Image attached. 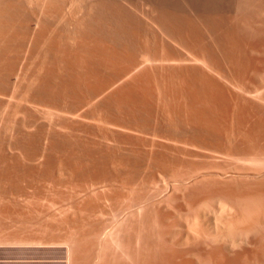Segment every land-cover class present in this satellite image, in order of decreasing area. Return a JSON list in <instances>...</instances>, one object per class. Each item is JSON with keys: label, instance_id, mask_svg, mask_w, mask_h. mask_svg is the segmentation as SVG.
Wrapping results in <instances>:
<instances>
[{"label": "rangeland", "instance_id": "obj_1", "mask_svg": "<svg viewBox=\"0 0 264 264\" xmlns=\"http://www.w3.org/2000/svg\"><path fill=\"white\" fill-rule=\"evenodd\" d=\"M103 1L99 6L101 10L98 14L94 15V13L84 11L81 13L84 17L81 14L76 15L77 17L72 15L77 21L73 20L72 16L71 19L67 17L66 22L68 21L69 24L70 20V26L73 27L72 31L68 28L70 35L63 29V25H59L60 30L54 29L56 26L53 25L55 27L50 31V38L48 37V40H51L52 37L50 42L53 44L48 43L51 47L42 43L43 41L40 43L41 39L37 41L38 59L36 57V61L39 62L35 67L37 69L31 73L37 75L38 81L35 80V85H32V87L35 86L33 87L35 90L31 87L29 96L24 92L26 91V89L24 90L25 86L29 85L26 81L28 79L24 71L20 72H23L25 76L23 73L20 74L19 82H22L19 86L23 91L20 88L18 91L19 93L23 92L21 94H25L26 98L20 100L19 112L16 116L12 115L13 108H7L6 111L5 107L1 106L4 105V101L7 103L4 98L8 99V94H4L3 91L0 93V100H2L1 98L4 100L0 105V124L7 129L9 127V130L3 128L4 131L0 132V264H87V262L88 264H118V262L119 264H170L175 255L173 257L174 246L171 245V242H167L170 237L168 234L180 230L188 220H193L204 210H208L218 198L225 200L226 197L227 201L235 204V208L238 206L237 208L244 209L245 207L248 211L247 213L251 217L247 213H243L245 210L236 208L238 214L235 212L234 216L239 219L242 213L245 215L240 218L241 222L237 225L238 228L264 224V105L258 98H255V96L264 97V93L250 91L253 96L250 97L247 96V89L245 90L246 86L250 87L251 84L254 89L253 79L256 81L258 76L255 75L264 69L262 60V58L264 59V35L259 34H264V29L258 28L262 32L254 31L258 32L255 33L258 35L256 37L251 34V36L248 35L251 38L246 37L247 34L244 35L243 32L246 38L242 37L243 35H238L241 33L240 29L243 30L240 28L242 25H238L240 22H244V16L241 17L243 21H240V14L234 12L236 10L233 6L236 3L235 0H226L229 4L224 0H215L219 2L217 5L214 0H209V2H207L208 0H201L202 2L192 0L193 6L197 4L196 8L201 7L200 9L204 7V3L206 6L208 3L215 2L214 7L217 11L214 13L211 9L214 14L208 12L211 14L209 21L207 19L210 16H206L205 19V16L202 17V13L199 11L198 13L201 15L197 13L196 16L197 11L192 8L189 9L193 10L194 16L191 14L192 11L190 13L184 11V14L181 11H174L173 0L171 1L173 10L170 8V12L167 11L168 9L165 11L166 8L163 9V7H157V9L153 5L149 6L145 0H133L134 4L130 2L131 6L127 1V6L122 5V3H126L125 0H121V4L120 0H112L113 2L108 0L111 1L110 3L106 0V5L102 4ZM158 1L161 3L162 0ZM184 1H182L183 5L186 3L189 7L190 2ZM222 1L225 2L224 7L226 4L227 7H222ZM114 2L117 4L114 5ZM112 3L114 10L110 9ZM164 3L166 4V0ZM230 3L232 4L230 5ZM107 5H109V9L106 7ZM118 5L125 7L126 11L129 10L128 13H131L132 20H135L134 22L139 26L134 22L130 25L129 23L124 24L131 17L126 12L124 13L126 16L124 14L121 16L124 8L121 6L123 9L121 11ZM146 6L151 7L152 11L159 10L161 12L163 10V13H168V16H166L167 14L163 15L162 12L159 13V11L157 13L153 11L156 13L154 15L151 11L146 12L150 9ZM126 7H132L131 10L134 11L130 12L131 10H127ZM216 7H222L221 9L224 8V11L221 12ZM48 8L52 10L50 5ZM104 8L109 10V14L106 13L108 10H104ZM115 8L120 9L121 13ZM227 8L230 10L227 11ZM110 10L111 13L116 11L118 14L114 13V15L121 21L113 17L114 22H118L112 25L109 21L114 15L110 13ZM206 11H203L204 15L208 14ZM187 13L189 15L186 17ZM148 14H152L150 16H153V19H156L154 16L158 18L160 15L159 22L163 17L169 19L170 22L167 20L166 27L168 28V25L171 24L172 26H170L175 29L171 28V31L170 27L164 28L166 30V34H164L162 25L166 23H164L166 20L163 18L162 24L157 26L159 24L156 23L157 19L156 21L152 20ZM120 16L124 19L129 18L123 21L124 19ZM170 16L171 18L174 16V20L169 18ZM103 18L107 21H104ZM201 18L202 20H200ZM80 19L81 23H79ZM115 19L117 20L115 21ZM148 19L151 20L148 21ZM146 21L150 24L155 21V24L152 23L154 30H150L155 31L154 34L158 33L154 36L156 39L149 30L152 24L148 27ZM204 21L208 22V28ZM215 21L217 22L215 23ZM71 23L79 28L72 26ZM141 23L143 27L146 26V32H143L144 28ZM174 24H177V27ZM195 24L199 27L196 28ZM210 24L212 28L209 26ZM233 25L238 26V33L237 28ZM163 26L165 27V25ZM74 28L84 29L82 33L80 31V36L83 35L82 38L77 34L79 31L73 32ZM58 30L64 33L63 36L66 33L73 37L72 33H74L76 35H73L77 39L73 37L71 39L73 42H70V38L65 35L71 44H63L65 37L61 36L60 38L63 37L61 41ZM168 30L173 36H182L183 40L179 37L169 36ZM175 31L178 32L174 33ZM254 32L251 33L254 34ZM148 33L149 38L146 36ZM168 36L174 40L169 39ZM187 36H191V40ZM252 36L255 38L252 39ZM150 37L152 40L154 38V42ZM175 40H182L180 42L183 45ZM246 42L249 43L248 46ZM39 45L43 47L40 46V49ZM244 45L247 46V49ZM46 46L52 48L50 52ZM44 47L48 49L45 48L49 53L54 50V54L56 51L55 54H59L57 57L67 63H64L65 65H71L73 62L72 68L63 65L59 59L53 60L49 56L53 54H49L47 56L50 58L46 59L52 60L51 64L62 63L63 67L61 65H58L59 68L55 65L50 66L47 64L50 61L46 60V66L39 67L41 70L38 69L40 61L44 63L43 57H46L42 54L45 52ZM185 48L192 51L184 52ZM193 50L205 53L206 56L209 55L212 60L216 61L213 64L217 67L213 65V70V68L210 69L195 62L191 59V55L195 53ZM203 50L205 51L203 52ZM57 51L62 52V55ZM147 51L149 54L145 58L144 53ZM164 52L169 54H164ZM163 54L167 57H164ZM172 54L185 57H170ZM64 55L66 56L64 57ZM53 57L56 58V56ZM74 60L75 64L81 63L83 60L86 67L83 66V63L84 68L80 66L81 64L76 67ZM86 64L90 67H87ZM43 67L46 70L42 71ZM262 70L261 72L264 71ZM206 74H208L206 76L208 78L205 77ZM21 76H24V82ZM4 85L5 89L11 90L12 86L10 87L6 83ZM243 87H245L244 90ZM31 91L32 93L34 91V96L31 95ZM229 91L230 93H228ZM9 125L14 128L11 129ZM208 165H211L210 168L207 167ZM219 165L222 170L225 167V171L239 170L241 173L235 172L242 180H239L238 176H233V178L231 176V179L228 177L223 181L224 183L222 180L220 182L216 176V172H219L218 169H220ZM214 166L218 168H216L218 171L214 169ZM198 168L202 170V174L199 173L200 170L198 172ZM205 169H212L216 172L205 171ZM193 172H198V175ZM250 172L261 173L257 175L258 177L249 179L244 177V173ZM189 174L197 176L191 177L190 179L193 180L188 184L185 183V186L181 182V185H178V181L185 180V178L188 180ZM211 174H215L217 178ZM229 174H233V172H229ZM197 178L199 181H196ZM168 180L169 182L166 183ZM174 180L177 181L176 185L179 187H171L170 183ZM164 183L170 186L166 187L165 185L167 190L164 188ZM241 211L243 212L241 213ZM243 217L247 222L243 220L242 223ZM263 233L262 235H264ZM259 235L250 238V246H245L248 253L246 251L243 254L245 249L240 250L242 255L237 257L238 259L236 258L234 262L232 261V264H237V262L238 264H264V258H262L264 240H261L264 236L260 237ZM197 242L191 243L193 247L191 244L185 247L187 250L190 248L193 251L196 250V253L197 251L200 253H193L196 255L190 257L192 262L194 261L195 264H220L221 254L218 250L220 244L214 243L206 233H202L201 239ZM170 246L173 247L170 248ZM77 252L82 255L80 256ZM86 253L90 255L86 257ZM75 254L76 256H74ZM102 254L105 256L103 257ZM78 257L80 260L83 257L82 262ZM222 260L224 259L222 258ZM222 262L221 264H224L226 261Z\"/></svg>", "mask_w": 264, "mask_h": 264}, {"label": "bare ground", "instance_id": "obj_2", "mask_svg": "<svg viewBox=\"0 0 264 264\" xmlns=\"http://www.w3.org/2000/svg\"><path fill=\"white\" fill-rule=\"evenodd\" d=\"M103 0H0V93L3 91L4 92V94H8L7 95V97H8V99H5L4 98V100H7V103L3 100V98H1L4 102H3V104L5 105V103H6V105L4 106V105H1L2 104V100H0L1 101V103H0V105L1 106H3V108L4 109H6V111L8 110V109H10V107L11 108H13V112H12V115L13 116H16L17 114H18V112H19V110H18V104H19V102H20V100L22 99V98H26V96H25V94H29V96H30V90H32V89H34L33 87H35V86H33L32 87V85H35V83H36V81H38V77H37V79H36V76L37 75H35V73H31L32 71L34 72V69H35V67H36V65H37V62H39V61H36L37 59H38V55H37V52H36V48L38 47L37 45H38V40H40V43L42 42V43H44L45 45H47L48 43H51V44H53L52 42H50V41H52V37H51V40H48L50 37V31H51V29L53 30V28L56 26V27H58V28H54V29H59V25H63L62 27H63V29L65 30V31H67V33L69 32V29L72 31V28H71V26H70V20H69V24H68V21L66 22V19H67V17H69L68 19H71L70 17L72 16V15H80L81 13H83L84 11H87V12H89V13H94V15H95V13L96 14H98V12H99V10H101V9H99V6L101 5V2H102ZM106 0H104L103 1V3L102 4H105L106 2H105ZM108 1V0H107ZM112 1V0H111ZM110 1V2H111ZM114 1V0H113ZM112 1V2H113ZM119 1V0H118ZM118 1H116V2H118ZM128 2L129 3V5L131 4L130 2H132L133 4H134V2H133V0H125L124 2ZM135 1V0H134ZM147 3H149V4H147V5H153V7L154 8H157V7H163V9L164 8H166V9H164L165 11L167 10V11H169L170 12V8L172 9L173 7L171 6V4H173V3H171V1L172 0H166V4L164 3V0H162L163 1V3H162V1H161V3H160V1H158V0H145ZM174 1V11H181V13H185V12H188V13H190V11H192L191 12V14L193 13V10H195V11H197L196 12V16L198 15V14H200V13H202V17L203 16H205L204 18L206 19V16L208 17V16H210L211 14L210 13H208L209 11L211 12V9H213V11H214V13H215V11H217L216 9H215V7H214V3L217 5L219 2L218 1H215L213 4H212V2L208 5H206L205 6V3L203 4V6L204 7H202V9H200L201 7V5L200 4H198V5H200L199 7L200 8H196V6H197V2H199V1H197V0H195V1H197L195 4V6H193V4H192V0L190 1V0H188L190 3H189V5L191 6L192 5V7H188L187 6V4L186 3H184V5H183V3H182V1H175V0H173ZM194 1V2H195ZM201 1V0H200ZM203 1H205V0H203ZM207 1V0H206ZM211 1V0H210ZM225 2H226V0H224ZM230 1V0H229ZM234 1V0H233ZM109 2V1H108ZM109 2V3H110ZM120 2V4L122 3V1L120 0L119 1ZM127 2L126 3H122V5H124L125 4V6H127L126 4H127ZM184 2H186V0L184 1ZM202 2V1H201ZM207 2H209V0L207 1ZM206 2V3H207ZM218 2V3H217ZM221 2V1H220ZM225 2H223L222 1V3H223V6L222 7H224V3ZM232 2V1H231ZM234 2H236L233 6H234V8L236 9L234 12H237L236 14H240V16L239 15H237V16H239L240 18L241 17H243L244 16V18H243V20H244V22L242 23V22H240V24L238 25V26H243V24H244V27H240V28H243V30L242 29H240V32L242 33H245L244 35H246V37L249 35V36H251V35H255V37H256V35L257 34H255V33H258V32H254V31H256V30H260V29H258V28H263L264 29V0H235ZM234 2H232V3H234ZM115 3V2H114ZM145 3V2H144ZM227 3V2H226ZM232 3H230V5L232 4ZM107 4V3H106ZM105 4V5H106ZM117 3H115L114 5H116ZM132 4V5H133ZM185 4H186V6H185ZM221 4V3H220ZM227 4H229V3H227ZM227 4H226V6L225 7H227ZM49 5L51 6V8H52V10L50 9V8H48L49 7ZM113 3H112V7L110 6V9L111 8H113ZM122 5H118V7L120 6V9H121V11L123 10L122 8H124V11H122L123 13H121V12H119L120 11V9H118V12L119 13H121V16H122V14H124L125 12L126 13H128V9H130L131 10V8L130 7H126L127 8V10L128 11H126V9H125V7H123ZM128 5V6H129ZM145 5V4H144ZM215 5V6H216ZM121 6H122V8H121ZM131 6V5H130ZM149 6H146V7H149ZM219 6H221V5H219ZM106 7H108V9H109V5H107ZM222 7H220V8H217L218 10H221V12H222V10L225 8H223V9H221ZM54 8V9H53ZM101 8H102V6H101ZM150 8V9H149ZM148 9L149 10H147L146 12H148V11H151L152 12V14L154 15V14H156L157 13V11H159V10H153V11H155L156 13H154L152 10H151V7H149ZM161 8H159V9H161ZM192 8L193 10H190V9ZM206 8V9H205ZM229 8L231 9V10H233L230 6H229ZM229 8H227V11L228 10H230ZM50 9V10H49ZM108 10L107 8H104V10ZM116 9V8H115ZM116 9V10H117ZM153 9V8H152ZM158 9V8H157ZM172 9V10H173ZM210 9V10H209ZM215 9V10H214ZM112 10H114V8L112 9ZM207 10V11H206ZM132 11H134L133 9L130 11V12H132ZM173 11V12H174ZM176 11V12H177ZM185 11V12H184ZM198 11L200 12V13H198ZM203 11H206L208 14L207 15H204L203 13ZM224 11V10H223ZM102 12H104V11H102ZM108 12V13H107ZM162 12V14L164 15V14H167L166 16H168V13H166V12H164L163 13V10L161 11ZM160 11H159V13H161ZM205 12V13H206ZM219 12V11H218ZM233 12V13H234ZM89 13L87 14V15H89ZM106 13L107 14H109V10L108 11H106ZM110 13H111V10H110ZM112 13H113V11H112ZM111 13V14H112ZM114 13L116 14L117 12L116 11H114ZM114 13H113V15H114ZM158 13V14H159ZM186 14V17H187V15H189V14ZM198 13V14H197ZM211 13H213V12H211ZM213 13V14H214ZM91 14V15H92ZM118 14V13H117ZM133 14V13H132ZM152 14H150V15H152ZM157 14V15H158ZM173 14V13H172ZM190 14V15H191ZM194 14V13H193ZM192 14V15H193ZM229 14V13H228ZM232 14V13H231ZM235 14V15H236ZM67 15H70V16H67ZM81 15H83V14H81ZM87 15H85V17H87ZM99 15H100V13H99ZM120 15V14H119ZM125 15V14H124ZM129 17H131L130 15H131V13H128L127 14ZM149 15V14H148ZM149 15V18H152L151 16ZM163 15H161L162 17H163ZM170 15V14H169ZM176 15H178V14H176ZM179 15H181V14H179ZM191 15V16H192ZM223 15V14H222ZM225 15V14H224ZM242 15V16H241ZM74 16V17H75ZM101 16V15H100ZM107 17H108V15H106ZM105 16V17H106ZM110 16V15H109ZM116 15H114V16H110L112 19H111V21H109V19H108V21L113 25V24H115V23H117L118 21H116L117 19H115V21L116 22H114V18L113 17H115ZM120 16V17H121ZM126 16V15H125ZM124 16V17H125ZM134 16V15H133ZM159 17L158 18H160V15H158ZM194 16V15H193ZM200 16V17H201ZM77 17V16H76ZM83 17H84V15H83ZM91 17H93V16H91ZM95 17V16H94ZM97 17V16H96ZM102 17H104L103 16V14H102ZM106 17V18H107ZM129 17H127V18H129ZM148 17V16H147ZM154 17H156V19H157V21L159 20L158 18H157V16H154ZM239 17H237L238 18V20H239ZM99 18V17H98ZM115 18H118V17H115ZM122 18V17H121ZM127 18H125V19H127ZM164 19H165V17H163ZM163 18H161L160 19V22L158 21H156V19H153L152 18V20H155L156 21V23H159V24H157V26L158 25H161L162 24V22H163ZM168 18V17H167ZM169 18H171V16L169 17ZM174 18V16L171 18L172 20H174L173 19ZM181 18V17H180ZM188 18H189V16H188ZM195 18H197V17H195ZM210 18H211V16L207 19L208 21L210 20ZM213 18V17H212ZM219 18V17H218ZM224 18V17H223ZM231 18V17H230ZM230 18H229V20H230ZM234 18V17H233ZM72 19L73 20H75V18H73V16H72ZM77 19V18H76ZM100 19V18H99ZM104 19V18H103ZM122 19H124V18H122ZM125 19L123 20V21H125ZM133 18L131 17V19H127L125 22H124V24L126 23V24H128L129 23V25H130V23H133L134 21L132 20ZM179 19V18H178ZM187 19V18H186ZM205 19H203V20H205ZM72 20V21H73ZM84 20V19H83ZM92 20V19H91ZM96 20V18L94 19V21ZM106 19H104V21H105ZM118 20H120V18H118ZM131 20H132V22H131ZM151 20V19H150ZM149 19H148V21H150ZM166 21H164V23L165 24H163V25H165V27L162 25V30H164V28L166 29L167 27V20L169 21V19H165ZM193 20V19H192ZM197 20V19H196ZM195 20V21H196ZM200 20H202V18L200 19ZM206 20V21H207ZM237 20V21H238ZM242 20V18L240 19V21H243ZM52 21V22H51ZM71 21V22H72ZM75 21H77V20H75ZM75 21H73V22H75ZM78 21H79V19H78ZM81 19H80V22L79 23H81ZM87 21V20H86ZM93 21V22H94ZM107 21V20H106ZM112 21H113V23H112ZM121 21V20H120ZM130 21V22H129ZM155 21L153 22H151V24L153 23V24H155ZM179 21V20H178ZM185 21V20H184ZM184 21H182L183 23H184ZM206 21H204L205 23V25H207L208 24V22H206ZM237 21H236V23H237ZM72 22V23H73ZM90 22V21H89ZM88 22V23H89ZM92 22V23H93ZM98 22H99V20H98ZM97 22V23H98ZM147 22V21H146ZM170 22V21H169ZM174 23H176L175 21H173ZM200 22H202V21H200ZM214 22V21H213ZM217 21H215V23H216ZM225 22V21H224ZM230 22V21H229ZM233 22V21H232ZM67 23V24H66ZM72 23H71V25H72ZM92 23H91V25H92ZM101 23V22H100ZM134 23H136V22H134ZM133 23V24H134ZM148 24V27H150L149 25H151L149 22H147ZM203 23V22H202ZM210 23H211V21H210ZM220 23V22H219ZM239 23V22H238ZM242 23V24H241ZM82 24H83V22H82ZM81 24V25H82ZM102 24V23H101ZM146 24V23H145ZM152 24V26H151V28H149V30L151 29V30H154V29H152V27L154 28V25ZM178 24H180V23H178ZM200 24V23H199ZM218 24V23H217ZM221 24V23H220ZM228 24V23H227ZM232 24V23H231ZM53 25H55V26H53ZM78 25V24H77ZM84 25V24H83ZM97 25V24H96ZM136 25H138L137 23H136ZM171 24H169L168 25V28L170 27V29L169 30H171L172 31V29H175V28H172L171 26H170ZM175 25V24H174ZM173 25V26H174ZM188 25V24H187ZM67 26H69V27H67ZM72 26H75V24L74 25H72ZM139 26V25H138ZM141 26H142V23H141ZM176 27H177V24L175 25ZM174 26V27H175ZM189 26V25H188ZM195 26H196V24H195ZM210 27H211V24L209 25ZM217 26V25H216ZM231 26V25H230ZM235 28H237V33H238V26L237 25H233ZM237 26V27H236ZM77 29L79 28V27H77V26H75ZM81 27V26H80ZM91 27V26H90ZM102 27V26H101ZM143 27V26H142ZM141 27V28H142ZM147 27V28H148ZM160 27V26H159ZM158 27V28H159ZM186 27V26H185ZM197 27H199V25L198 26H196V28ZM201 27H203V26H201ZM209 27V28H210ZM214 27V26H213ZM225 27V26H224ZM61 28V27H60ZM69 28V29H68ZM82 28H85V27H82ZM98 28V27H97ZM137 28V27H136ZM144 28V31L143 32H146V30L147 29H145L146 28V26H144L143 27ZM143 28H142V30H143ZM161 28V27H160ZM167 28V29H168ZM172 28V29H171ZM182 28V27H181ZM206 28H208V25H207V27ZM212 28V27H211ZM216 28V27H215ZM62 29V28H61ZM75 29V28H74ZM77 29H75L73 32H78L79 31V33H77V34H79V36H80V31H81V33H82V31L84 30H77ZM157 29V28H156ZM155 29V30H156ZM227 29V28H226ZM60 30V29H59ZM58 30V31H59ZM63 30V31H64ZM77 30V31H76ZM96 30V29H95ZM94 30V31H95ZM138 30V29H137ZM140 30V29H139ZM150 30V31H151ZM161 30V31H162ZM168 30V31H169ZM177 30V29H176ZM193 30V29H192ZM201 30V29H200ZM207 30V29H206ZM235 30V29H234ZM141 31V30H140ZM167 31V32H168ZM174 31V30H173ZM179 31V30H178ZM178 31H175L174 33H176V32H178ZM195 31V30H194ZM210 31V30H209ZM212 31H213V29H212ZM219 31V30H218ZM217 31V32H218ZM249 31H251L252 33L254 32V34H252L251 32H249ZM261 31V30H260ZM53 32V31H52ZM51 32V33H52ZM60 32V34H62V35H60V34H58L59 35V38L61 37V36H63V32L62 31H59ZM100 32V31H99ZM152 32V31H151ZM154 32L155 31H153L152 33L154 34ZM157 32V31H156ZM188 32V31H187ZM202 32V31H201ZM211 32V31H210ZM236 32V31H235ZM262 32V31H261ZM54 33H55V31H54ZM53 33V34H54ZM72 33V32H71ZM152 33H150L151 35H152ZM159 33H160V31H159ZM183 33V32H182ZM185 33V32H184ZM195 33V32H194ZM200 33V32H199ZM205 33H207V32H205ZM213 33V32H212ZM226 33V32H225ZM233 33V32H232ZM236 33V34H237ZM241 33H238V35H243V33L241 34ZM52 34V35H53ZM57 34V33H56ZM69 35H70V32L68 33ZM74 33H72V36L73 37H75L74 35H76V34H74ZM156 34V33H155ZM152 35L153 37L154 36H156V35ZM161 34V33H160ZM160 34H159V36H160ZM164 34H166V30H164ZM168 34V33H167ZM230 34V33H229ZM251 34V35H250ZM260 35H264V34H261V33H259ZM65 35H66V33H65ZM65 35L63 36V37H65ZM147 35H149V33L148 34H146V36ZM174 35H176V34H174ZM185 35V34H184ZM198 35V34H197ZM202 35H204L203 33H202ZM207 35V34H206ZM210 35V34H209ZM214 35H215V33H214ZM219 35V34H218ZM221 35V34H220ZM242 36V37H245V36ZM54 36H55V34H54ZM53 36V37H54ZM67 37H69L70 38V42H73V40H71L73 37H71V36H68V35H66ZM151 36V37H152ZM158 36V37H159ZM165 36V35H164ZM167 36V35H166ZM169 36H173V34H171V32L169 31ZM169 36H168V38H169ZM177 36H178V33H177ZM208 36V35H207ZM206 36V37H207ZM248 36V37H249ZM258 36V35H257ZM49 37V38H48ZM62 37V38H63ZM81 37V36H80ZM82 37H83V35H82ZM81 37V38H82ZM89 37V36H88ZM148 37V36H147ZM146 37V38H147ZM151 37H150V39H151ZM163 37V36H162ZM173 37H175V38H178V37H176V36H173ZM187 37H189V36H187ZM191 37V36H190ZM190 37H189V39H190ZM210 37V36H209ZM209 37H207V38H209ZM217 37V36H216ZM224 37H225V35H224ZM237 37V36H236ZM245 37V38H246ZM253 37L254 36H252V39H253ZM254 37V38H255ZM261 37V36H260ZM62 38H60V40L62 41ZM69 38L67 39L66 37L65 38H63L64 39V42H66L67 40L69 41ZM76 38V37H75ZM74 38V39H75ZM113 38V37H112ZM149 38V37H148ZM147 38V39H148ZM155 38V37H154ZM154 38H153V40H154ZM160 38V37H159ZM167 38V39H168ZM180 39H182V36L181 37H179ZM202 38V37H201ZM212 38V37H211ZM233 38V37H232ZM249 38H251V37H249ZM248 38V39H249ZM44 39V40H43ZM66 39V40H65ZM77 39V38H76ZM84 39V38H83ZM114 39V38H113ZM156 39V38H155ZM163 39V38H162ZM166 39V40H167ZM169 39H171V40H174L172 37L171 38H169ZM198 39V38H197ZM259 39V38H258ZM263 39V38H262ZM261 39V40H262ZM149 40V39H148ZM152 40V39H151ZM152 40V41H153ZM159 40V39H158ZM177 40V39H176ZM175 40V42H180V41H182V40H178V41H176ZM191 40V39H190ZM203 40H205L204 38H203ZM214 40V39H213ZM212 40V41H213ZM230 40V39H229ZM49 41V42H48ZM59 41V40H58ZM66 42V43H64L63 42V44H67V43H70V42ZM75 41V40H74ZM84 41V40H83ZM157 41V40H156ZM155 41V42H156ZM189 41V40H188ZM224 41V40H223ZM222 41V42H223ZM236 41H238V40H236ZM236 41H234V43L236 42ZM248 41H250V39L248 40ZM257 41V40H256ZM259 41V40H258ZM55 42H56V39H55ZM60 42V41H59ZM76 42V41H75ZM151 42V41H150ZM154 42V41H153ZM167 42V41H166ZM187 42V41H186ZM196 42V41H195ZM200 42V41H199ZM202 42V41H201ZM217 42V41H216ZM221 42V41H220ZM227 42V41H226ZM233 42V41H232ZM231 42V43H232ZM239 42V41H238ZM262 42H263V40H262ZM62 43V42H61ZM157 43V42H156ZM163 43V42H162ZM184 43V42H183ZM237 43V42H236ZM252 43V42H251ZM258 43V42H257ZM58 44V43H57ZM62 44V45H63ZM71 44V43H70ZM151 44V43H150ZM168 44V43H167ZM180 45H183L182 44V42H180L179 43ZM216 44V43H215ZM247 44H249V43H247L246 42V45ZM43 45V44H42ZM42 45H39V48H40V46H42ZM49 45V44H48ZM56 45V44H55ZM60 45V44H59ZM75 45V44H74ZM170 45V44H169ZM168 45V46H169ZM172 45V44H171ZM190 45V44H189ZM198 45V44H197ZM196 45V46H197ZM205 45H206V43H205ZM225 45H226V43H225ZM231 45V44H230ZM260 45V44H259ZM258 45V46H259ZM50 46V45H49ZM53 46V45H52ZM156 46V45H155ZM160 46H161V44H160ZM159 46V47H160ZM163 46H164V44H163ZM163 46H162V49H163ZM179 46V45H178ZM185 46H186V44H185ZM217 47H219L218 45H216ZM233 46V45H232ZM240 46V45H239ZM245 46V45H244ZM248 46V45H247ZM247 46H245V48L247 47ZM255 46V45H254ZM43 47V46H42ZM47 47V46H46ZM46 47H44V50H45V48ZM51 47V46H50ZM50 47H47V48H49V52H50V50L52 49H50ZM172 47V46H171ZM181 47V46H180ZM179 47V48H180ZM184 47V46H183ZM191 47V46H190ZM194 47H195V45H194ZM202 47V46H201ZM215 47V46H214ZM39 48H38V50H39ZM46 48V49H47ZM155 48V47H154ZM167 48V47H166ZM188 48V47H187ZM193 48V47H192ZM191 48V49H192ZM211 48V47H210ZM209 48V49H210ZM213 48V47H212ZM228 48V47H227ZM242 48H243V46H242ZM241 48V49H242ZM258 48V47H257ZM263 48V47H262ZM262 48H259V49H262ZM41 49V48H40ZM43 49V48H42ZM87 49V48H86ZM85 49V50H86ZM94 49V48H93ZM169 49V48H168ZM172 49H174V48H172ZM182 49H184V48H182ZM195 49V48H194ZM235 49V48H234ZM233 49V50H234ZM247 49V48H246ZM245 49V50H246ZM48 50V49H47ZM47 50H45V52H42V54H44L46 57H43L45 60H43L44 61V63L42 62V61H40V63H39V65L40 66H38V69H40L39 67H41V66H46V58L48 57L47 55H49V54H53V52H54V50H53V52L51 51V53H49V52H47ZM81 50V49H80ZM83 50V49H82ZM81 50V51H82ZM97 50V49H96ZM154 50V49H153ZM170 50V49H169ZM175 50V49H174ZM188 50V49H187ZM186 50V48H185V51L184 52H186L187 51ZM190 50V49H189ZM188 50V51H189ZM206 50V49H205ZM205 50H203V52L205 51ZM220 50V49H219ZM218 50V51H219ZM232 50V51H233ZM253 50V49H252ZM40 51V50H39ZM43 51V50H42ZM90 51V50H89ZM94 51V50H93ZM155 51V50H154ZM172 51V50H171ZM190 51H192V50H190ZM189 51V52H190ZM195 53H193L192 55H191V59H193L195 62H197V63H200V65H204V66H206L207 68L209 67L210 69L211 68H213L214 66L213 65H215V64H213V63H215L216 61L214 60H212V58L208 55V52H207V55L209 56H206L205 55V53H199L197 50H193ZM197 51V52H196ZM199 51H200V49H199ZM244 51V50H243ZM258 51V50H257ZM262 51V50H261ZM57 52H59L60 53V51H57ZM157 52H158V50H157ZM163 52V51H162ZM170 54H171V52L170 51H168ZM168 52H164V54L166 53H168ZM175 52V51H174ZM188 52V53H189ZM201 52H202V49H201ZM220 52V51H219ZM231 52V51H230ZM238 52V51H237ZM236 52V53H237ZM55 53H56V51H55ZM54 53V54H55ZM62 53V52H61ZM60 53V55H62ZM84 53V52H83ZM168 53V54H169ZM217 53V52H216ZM240 53V52H239ZM248 53V52H247ZM246 53V54H247ZM250 53V52H249ZM255 53V52H254ZM257 53V52H256ZM263 53V52H262ZM24 54H26L25 56H24ZM40 54V53H39ZM49 55L50 57H52L53 58V60L55 59H59L58 57H57V55H59V54H55V55ZM86 54V53H85ZM92 54V53H91ZM148 51L147 52H145L144 53V57L146 58V56H148ZM163 54V55H164ZM174 54V53H173ZM170 55V57L171 56H175V58H177L176 56H178V55ZM176 54H178V53H176ZM184 54H186V53H184ZM232 54V53H231ZM242 54V53H241ZM252 54V53H251ZM41 55V54H40ZM79 55V54H78ZM98 55V54H97ZM181 55V54H180ZM230 55V54H229ZM234 55V54H233ZM244 55V54H243ZM256 55V54H255ZM53 56H56V58L55 57H53ZM66 55H64V57H65ZM75 56V55H74ZM84 56V55H83ZM82 56V57H83ZM182 56V55H181ZM226 56H227V53H226ZM230 56H232V55H230ZM249 56V55H248ZM254 56V55H253ZM252 56V57H253ZM257 56V55H256ZM36 57H37V59H36ZM42 57V56H41ZM40 57V58H41ZM50 57H48V58H50ZM78 57V56H77ZM92 57V56H91ZM164 57H167V56H165L164 55ZM169 57V58H170ZM178 57H180V56H178ZM182 57H185L184 55L182 56ZM182 57H180V58H182ZM236 57H238L237 55H236ZM249 57H251V56H249ZM255 57V56H254ZM253 57V58H254ZM260 57V56H259ZM42 58V59H43ZM62 58V57H61ZM71 58H73V57H71ZM70 58V59H71ZM90 58V57H89ZM93 58V57H92ZM174 58V57H173ZM41 59V60H42ZM68 59V58H67ZM76 59V58H75ZM82 59V58H81ZM80 59V60H81ZM96 59V58H95ZM98 59V58H97ZM188 59V61H190V59L189 58H187ZM249 59V58H248ZM49 60V59H48ZM47 60V61H48ZM56 60V61H57ZM60 60V59H59ZM62 60V59H61ZM60 60V62H62ZM65 60V59H64ZM84 60V59H83ZM83 60L81 61V63L80 62H76L77 64H75V60H74V65L76 66V65H80V66H82L84 63H83ZM86 60H87V58H86ZM89 60V59H88ZM92 60V59H91ZM166 60H167V58H166ZM222 60V59H221ZM233 60V59H232ZM238 60V59H237ZM240 60H241V58H240ZM262 60H263V62H264V59L262 58ZM50 61V60H49ZM93 61H95V60H93ZM169 61V60H168ZM176 61V60H175ZM257 61V60H256ZM255 61V62H256ZM261 61V60H260ZM51 62H52V60L50 61V62H48L47 64L48 65H55V64H51ZM59 62V61H58ZM59 62V63H60ZM69 62V61H68ZM145 62V61H144ZM194 62V63H195ZM221 62V61H220ZM227 62V61H226ZM253 62V61H252ZM42 63V64H41ZM53 63H55V62H53ZM63 63V65H65V64H67V63H65L64 61L62 62ZM61 63V64H62ZM65 63V64H64ZM70 63V62H69ZM72 64H73V62H71ZM70 63V64H71ZM83 63V64H82ZM90 63H91V61H90ZM90 63H88L89 65H91ZM98 63V62H97ZM146 63V62H145ZM257 63H258V61H257ZM256 63V64H257ZM58 64V63H57ZM61 64H58V65H61ZM72 64L71 65H65L66 67L67 66H72ZM88 64H86L87 65V67L89 66ZM100 64V63H99ZM107 64V63H106ZM223 64V63H222ZM226 64V63H225ZM229 64V63H228ZM237 64V63H236ZM250 64V63H249ZM255 64V63H254ZM258 64H260V63H258ZM48 65H47V69L49 68L48 67ZM58 65H55V66H58ZM63 65H61L62 67H63ZM93 65V64H92ZM91 65V66H92ZM183 65V64H182ZM199 65V64H198ZM199 65V66H200ZM217 65H219V64H217ZM233 65H234V61H233ZM242 65V64H241ZM263 65V64H262ZM60 66V67H61ZM74 66V67H75ZM83 66H85V64L83 65ZM82 66V68H84ZM106 66H108V65H106ZM139 66V65H138ZM177 66V65H176ZM186 66V65H185ZM188 66H190V65H188ZM192 66V65H191ZM198 66V67H199ZM204 66H202V68H204ZM227 66V65H226ZM239 66V65H238ZM237 66V67H238ZM243 66V65H242ZM247 66H248V63H247ZM43 67V69H42V71H44V70H46V68H44ZM61 67V68H62ZM77 67V66H76ZM86 67V66H85ZM90 67V66H89ZM96 67V66H95ZM104 67V66H103ZM175 67V66H174ZM182 67V66H181ZM215 67H217L216 65H215ZM219 67V66H218ZM230 67V66H229ZM236 67V66H235ZM253 67V66H252ZM252 67H250V68H252ZM256 67H257V65H256ZM259 67V66H258ZM261 67H263V66H261ZM52 68H55V67H52ZM57 68H59V66L57 67ZM61 68H60V70H61ZM69 68V67H68ZM72 68V67H71ZM80 68V67H79ZM201 68V69H202ZM206 68V69H207ZM230 68H232V66L230 67ZM234 68V67H233ZM249 68V69H250ZM37 69V68H36ZM35 69V70H36ZM63 69V68H62ZM75 69H77V68H75ZM81 69V68H80ZM88 69V68H87ZM102 69V68H101ZM193 69V68H192ZM217 69V68H216ZM236 69V68H235ZM242 69H245V68H242ZM241 69V70H242ZM257 69V68H256ZM256 69H255V72H256ZM41 70V69H40ZM52 70H55V69H52ZM73 70V69H72ZM78 70V69H77ZM82 70V69H81ZM85 70V69H84ZM180 70V69H179ZM189 70V69H188ZM213 70H214V68H213ZM218 70H219V68H218ZM238 70V69H237ZM247 70V69H246ZM262 70V69H261ZM261 70L259 71L260 73H258L257 75H255V76H258V78H256V81H255V79H253L254 80V83H255V87H254V89H252V85L253 84H251L250 85V87H247V86H249V85H245L246 86V88L245 87H243V90H244V88H245V90L247 89V96H250V97H253L252 95H251V92L250 91H261V92H263L264 93V69L262 70L263 72H261ZM21 71H24V73L26 74V78L28 79V80H26L28 83H29V85H27V83H26V81H25V83H26V85L27 86H25V84H24V86L26 87V88H24V90L26 89V91H24V92H26L24 95L23 94H21V93H23V92H21V93H19V91H18V88H20V86L19 85H21L20 84V82H22V81H20L19 82V78H20V74H22V73H20ZM50 71V70H49ZM83 71V70H82ZM199 71V70H198ZM202 71V70H201ZM234 71V70H233ZM239 71V70H238ZM245 71V70H244ZM36 72V71H35ZM189 72V71H188ZM236 72V71H235ZM241 72V71H240ZM253 72V71H252ZM24 73H23V75H24ZM48 73H50V72H48ZM206 73V72H205ZM249 73V72H248ZM37 74H38V72H37ZM47 74V73H46ZM193 74V73H192ZM202 74V73H201ZM214 74V73H213ZM223 74V73H222ZM225 74V73H224ZM235 74V73H234ZM245 74H247V73H245ZM256 74V73H255ZM39 75V74H38ZM48 76H49V74H47ZM208 74H206L205 75V77L207 76ZM228 75V74H227ZM236 75V74H235ZM25 76V75H24ZM24 76H21V78L23 77V82H24ZM47 76V77H48ZM193 76V75H192ZM201 76V75H200ZM232 76V75H231ZM214 77V76H213ZM224 77V76H223ZM241 77H242V79H243V76L241 75ZM196 78V77H195ZM206 78H208V77H206ZM225 78V77H224ZM245 78V77H244ZM247 78H249V77H247ZM200 79V78H199ZM204 79V78H203ZM216 79V78H215ZM231 79V78H230ZM232 79H234V78H232ZM231 79V80H232ZM36 80V81H35ZM47 80V79H46ZM45 80V81H46ZM220 80V79H219ZM240 80V79H239ZM246 80V79H245ZM244 80V81H245ZM196 81V80H195ZM222 81V80H221ZM249 81H251L250 79H249ZM217 83H219L218 81H216ZM247 82H248V80H247ZM4 83H6L8 86H12V88H11V90H8V89H5L7 86L6 85H4ZM192 83H194V82H192ZM196 83V82H195ZM200 83V82H199ZM202 83V82H201ZM213 83V82H212ZM233 83H234V81H233ZM253 83V82H252ZM6 86L5 88H4V86ZM11 84V85H10ZM204 84V83H203ZM237 84H239V83H237ZM243 84V83H242ZM246 84V83H245ZM37 85V84H36ZM194 85V84H193ZM199 85V84H198ZM211 85V84H210ZM216 85V84H215ZM222 85V84H221ZM234 85H236V84H234ZM244 85V84H243ZM23 85H22V87H24ZM200 86V85H199ZM207 86V85H206ZM225 86H227L226 84H225ZM240 86V85H239ZM242 86V85H241ZM31 87H32V89H31ZM203 87H205V86H203ZM214 87V86H213ZM212 87V88H213ZM222 87V86H221ZM220 87V88H221ZM219 88V89H220ZM229 88V87H228ZM242 88V87H241ZM248 88H249V90H248ZM22 91H23V89L22 88H20ZM203 89V88H202ZM206 89V88H205ZM209 89H211V88H209ZM214 89V88H213ZM212 89V90H213ZM217 89V88H216ZM251 89V90H250ZM35 90V89H34ZM215 90V89H214ZM223 90V89H222ZM232 90V89H231ZM234 90V89H233ZM220 91V90H219ZM219 91H218V93H219ZM198 92V91H197ZM224 92V91H223ZM223 92H222V94H223ZM236 92V91H235ZM31 93H32V91H31ZM200 93V92H199ZM228 93H230V91L228 92ZM239 93V92H238ZM27 94V95H28ZM201 94V93H200ZM233 94V93H232ZM32 96H34V91H33V93L31 94ZM228 95V94H227ZM234 95V94H233ZM31 96V97H32ZM222 96H224V95H222ZM238 96H239V94H238ZM246 96V95H245ZM232 97V96H231ZM242 97V96H241ZM241 97H240V99H241ZM28 98V97H27ZM225 98V97H224ZM255 98H258L262 103H263V105H264V97H261V96H259V97H257V96H255ZM31 99V98H30ZM33 99V98H32ZM31 99V100H32ZM236 99V98H235ZM234 99V100H235ZM239 99V98H238ZM243 99V98H242ZM248 99V98H247ZM229 100V99H228ZM231 100V99H230ZM0 106V107H1ZM8 108V109H7ZM11 114V113H10ZM234 119V118H233ZM253 120V119H252ZM234 121V120H233ZM256 121V120H255ZM254 121V123H256ZM249 122V121H248ZM249 124V123H248ZM252 124V123H251ZM9 126H11L10 128L12 129V128H14L12 125H9ZM7 127V126H6ZM6 129V130H9V127H8V129L7 128H5V126L4 127H2V125L0 124V132L1 131H4V129ZM6 130H5V132H6ZM1 137V136H0ZM0 142H1V140H0ZM205 166V165H204ZM211 166V165H210ZM210 166L208 165L207 167H209L210 168ZM202 170H203V172H204V167L202 166ZM206 168V167H205ZM217 168V167H216ZM215 168V166H214V169H216ZM219 168L221 169V166L219 165ZM218 169V168H217ZM216 169V170H217ZM220 169H218L219 170V172H216L215 170H213L212 171V169L210 170V169H205V171H207V170H209V171H211V172H216L217 174H216V176L220 179V182H221V180H222V182L225 180V179H227L228 177L230 178L231 176V178H233V176H238L237 174H236V172L238 173L239 172V170L237 171V170H234V171H231V170H228L229 172H233V174H229V172L228 171H225V167L223 168V170L225 171V173H223L224 171L222 170L221 172H220ZM228 169V168H227ZM226 169V170H227ZM231 169V168H230ZM233 169H235V168H233ZM199 170H200V172H199ZM202 170L200 169V168H198V172L199 173H201L202 172ZM217 170V171H218ZM197 171V170H196ZM236 171V172H235ZM197 172V173H198ZM202 172V173H203ZM227 172V173H226ZM194 174H197V173H195V172H193ZM201 173V174H202ZM205 173V172H204ZM209 173V172H208ZM239 173H241V172H239ZM260 173L261 172H250V173H244V177H246L247 179H249V178H253V177H255V176H257V175H260ZM213 174V173H212ZM211 174V175H212ZM243 174V173H242ZM191 175H193V174H189V178L185 175V177H187V179L188 180H186V178H185V180H182V181H178L179 183H178V185L180 184V182L181 183H184V186L186 185V184H188V182H190L191 180H193V179H190L191 177H194V176H197V175H194V176H191ZM204 175V174H203ZM241 175V174H240ZM200 176V175H199ZM198 176V177H199ZM213 177H216L215 176V174L214 175H212ZM243 176V175H242ZM202 177H204V176H202ZM202 177H200V178H202ZM216 177V178H217ZM239 178V180L241 179L240 178V176H238ZM258 177V176H257ZM199 178V179H200ZM205 178H206V175H205ZM208 178H210V177H208ZM215 178V179H216ZM230 178V179H231ZM235 178V177H234ZM246 178H245V180H246ZM195 179H196V177H195ZM194 179V180H195ZM203 179V178H202ZM207 179V178H206ZM211 179H213L214 180V178H211ZM257 179V178H256ZM180 180V179H179ZM235 180H237V179H235ZM242 180V179H241ZM251 181H252V179H250ZM171 181V180H170ZM196 181H199L198 180V178H197V180ZM254 181V180H253ZM167 182H169V180L168 181H166V183ZM177 181L176 180H174V182L172 181V183H170V185H171V187H175V186H178V185H176L177 183H176ZM220 182H219V184H220ZM186 183V184H185ZM224 183V182H223ZM226 183V182H225ZM164 185V188H165V183L163 184ZM181 185V184H180ZM183 185V184H182ZM223 185V184H222ZM226 185V184H225ZM167 186H169V184L168 185H166V187ZM170 187V186H169ZM179 187V186H178ZM177 188V187H176ZM176 188L174 189L173 188V190H176ZM178 189V188H177ZM165 190H167V188H165ZM164 190V191H165ZM215 190H218V189H215ZM168 191H169V189H168ZM230 192V191H229ZM234 193V192H233ZM232 193V194H233ZM227 194H229V193H227ZM224 195V194H223ZM222 195V196H223ZM227 196V195H226ZM221 197V196H220ZM234 197V196H233ZM236 197H238V196H236ZM235 197V198H236ZM218 198V197H217ZM234 198V199H235ZM152 199V198H151ZM231 199V198H230ZM239 199V198H238ZM225 200L227 201V199H226V197H225ZM225 200H219V198H218V200L215 202L216 203V205H215V203L214 204H212L211 205V207L208 209V210H204L198 217H196V218H194L193 220H188V222H186V223H184L182 226H181V228H180V230H175V232L172 234H168V235H170V237H169V240L167 241V242H171L172 244L171 245H173L174 246V252H175V254H174V252L172 251V253H173V257H174V255H175V258H173L172 256H170V257H172L173 259H171V262H170V264H195L194 263V261L192 262V260L190 259V257L191 256H194V255H196L197 253H199L198 251H197V253L195 252L196 250H191L190 248H188L189 250H187L185 247L186 246H190V244L191 243H196L197 241H199V239H201V235H202V233H206V235H207V237H209L214 243H218V244H220L219 246H218V250L220 251V254H221V262L222 261H226L225 263L224 262H222V263H224V264H232V261L234 262L235 261V259L238 257L239 258V256H241L242 254H241V251L240 250H244L246 247V245H249L250 244V241H251V237L252 236H256V235H259V234H261L262 235V233L264 232V224L263 223H260V224H256V225H252L251 227H249V228H238L237 227V225L241 222V221H239V220H241L240 218L242 217V215H244L243 213H247L248 211L245 209V207H244V209H243V211L245 210V212H243V211H241V217L238 219V217H236V216H234V215H236L235 214V212L237 211L236 210V208L238 207H236L235 208V204L233 205V203L231 202V201H229V203H228V201L226 202ZM236 200V199H235ZM239 200H241V199H239ZM243 200V199H242ZM237 201V200H236ZM236 201H233V202H236ZM238 202V201H237ZM230 203H232L231 205H230ZM239 203V202H238ZM146 204V203H145ZM149 204V203H148ZM147 204V205H148ZM237 204V203H236ZM242 204V203H241ZM241 204H238L239 206L241 205ZM138 205V204H137ZM136 205V206H137ZM139 206H140V203H139ZM242 207V206H241ZM235 208V209H234ZM238 210L239 209H241V208H237ZM241 209V210H242ZM239 212V211H238ZM237 213V212H236ZM238 214V213H237ZM248 214V213H247ZM246 214V215H247ZM249 215V214H248ZM245 216V215H244ZM250 216V215H249ZM235 217L238 219H236L235 220ZM248 217V216H247ZM246 217V218H247ZM251 217V216H250ZM244 218V219H243ZM242 218V223H243V220H245V217H243ZM248 219H249V217H248ZM249 221V220H248ZM245 222H247L246 220H245ZM264 234V233H263ZM167 235V234H166ZM261 235H259L260 237H261ZM91 236V235H90ZM262 236H264V235H262ZM93 237V236H92ZM91 237V238H92ZM167 238V237H166ZM165 238V239H166ZM264 237H262V241L264 240L263 239ZM90 239V238H89ZM168 239V238H167ZM256 239V238H255ZM260 239H259V241H260ZM164 240V239H163ZM257 241V240H256ZM259 241H257V242H259ZM111 243V242H110ZM164 243H166V242H164ZM198 243V242H197ZM252 243V242H251ZM255 243V242H254ZM112 244V243H111ZM153 244V243H152ZM253 244V243H252ZM260 244V243H259ZM161 245H162V248H163V242L161 243ZM170 245V244H169ZM192 245V244H191ZM256 245H258V244H256ZM168 246V245H167ZM173 246H170V248L171 247H173ZM250 246V245H249ZM252 246V245H251ZM166 247V246H165ZM192 247H193V245H192ZM258 247V246H257ZM82 248H84V247H82ZM159 248H160V245H159ZM256 248V247H255ZM255 248H253V249H255ZM88 250H89V248H87ZM86 249V251H88ZM108 249V248H107ZM109 249H111V248H109ZM168 249V248H167ZM192 249H194V248H192ZM200 249V248H199ZM252 249V248H251ZM256 249H258L259 250V248H256ZM72 250V249H71ZM81 250V249H80ZM159 250V249H158ZM169 250V249H168ZM172 250V249H171ZM249 250V249H248ZM160 251V250H159ZM163 251V250H162ZM201 251H203L202 249H201ZM247 250L245 249V251L243 252V254H245V252H246ZM252 251V250H251ZM255 251H257V250H255ZM260 251H262V250H260ZM74 252V251H73ZM79 252V251H78ZM77 252V253H78ZM89 253H90V251H88ZM110 252V251H109ZM119 252V251H118ZM168 252V251H167ZM196 253V254H194L193 255V253ZM104 253H105V251H104ZM151 253V252H150ZM154 253V252H153ZM157 253V252H156ZM160 253V252H159ZM164 253V252H163ZM166 253V252H165ZM170 253V252H169ZM247 253H248V251H247ZM256 253H258V251L256 252ZM261 253V252H260ZM79 254V253H78ZM91 254V253H90ZM90 254H85L86 255V257H87V255H90ZM101 254V253H100ZM114 254V253H113ZM121 254V253H120ZM155 254V253H154ZM158 254V253H157ZM200 254V253H199ZM80 256L82 255V254H79ZM109 255H111V254H109ZM109 255L107 256V257H109ZM161 255V254H160ZM159 255V256H160ZM74 256H76V254L74 255ZM102 256L104 257L105 255H103L102 254ZM119 256V255H118ZM155 256H157V255H155ZM154 256V257H155ZM168 256V255H167ZM201 256V255H200ZM220 256V255H219ZM255 256H257V255H255ZM263 257L262 258H264V255H262ZM106 257V258H107ZM111 257V256H110ZM109 257V258H110ZM116 257V256H115ZM162 257V256H161ZM169 257V258H170ZM199 257V256H198ZM246 257V256H245ZM245 257H243V258H245ZM251 257V256H250ZM260 257V256H259ZM79 258V257H78ZM83 258V257H82ZM82 258H81V260H82ZM108 258V259H109ZM112 258H113V255H112ZM222 258L224 259V260H222ZM237 258V259H238ZM247 258V257H246ZM253 258V257H252ZM256 258V257H255ZM89 259H90V257H89ZM117 259V258H116ZM115 259V260H116ZM257 259V258H256ZM78 260V259H77ZM79 260H80V258H79ZM78 260V261H79ZM80 260V261H81ZM88 260V259H87ZM245 260V259H244ZM248 260V259H247ZM246 260V261H247ZM251 260V259H250ZM74 261V260H73ZM89 261V260H88ZM236 261H238V260H236ZM242 261V260H241ZM240 261V262H241ZM245 261V262H246ZM259 261V260H258ZM262 261H263V259H262ZM82 262V261H81ZM80 262V263H81ZM117 262H118V260H117ZM217 262H218V260H217ZM221 262H220V264H221ZM251 262V261H250ZM264 262V261H263ZM263 262H261V263H263ZM260 263V262H259ZM76 264H78V263H76ZM87 264H88V262H87ZM118 264H119V262H118ZM219 264V263H218ZM235 264V263H234ZM237 264H238V262H237ZM241 264V263H240ZM249 264V263H248Z\"/></svg>", "mask_w": 264, "mask_h": 264}]
</instances>
